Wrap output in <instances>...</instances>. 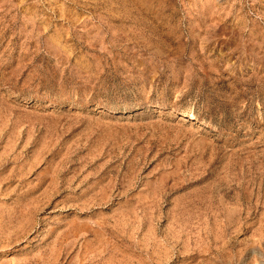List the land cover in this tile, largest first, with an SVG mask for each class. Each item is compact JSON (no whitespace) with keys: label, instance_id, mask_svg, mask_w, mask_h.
I'll use <instances>...</instances> for the list:
<instances>
[{"label":"rangeland","instance_id":"obj_1","mask_svg":"<svg viewBox=\"0 0 264 264\" xmlns=\"http://www.w3.org/2000/svg\"><path fill=\"white\" fill-rule=\"evenodd\" d=\"M0 264H264V0H0Z\"/></svg>","mask_w":264,"mask_h":264}]
</instances>
